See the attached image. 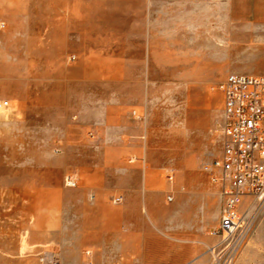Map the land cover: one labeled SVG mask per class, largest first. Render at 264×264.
I'll return each mask as SVG.
<instances>
[{
	"label": "rangeland",
	"instance_id": "374dc122",
	"mask_svg": "<svg viewBox=\"0 0 264 264\" xmlns=\"http://www.w3.org/2000/svg\"><path fill=\"white\" fill-rule=\"evenodd\" d=\"M253 35L226 0H0V264L14 225L44 264H213L181 244L218 241L203 166L223 147L220 82L264 74ZM233 264H264V206Z\"/></svg>",
	"mask_w": 264,
	"mask_h": 264
},
{
	"label": "built area",
	"instance_id": "2783aa9c",
	"mask_svg": "<svg viewBox=\"0 0 264 264\" xmlns=\"http://www.w3.org/2000/svg\"><path fill=\"white\" fill-rule=\"evenodd\" d=\"M219 88L223 95V147L203 170L217 189L223 208L212 231L218 241L209 251L213 264H233L264 206V74L231 73ZM9 105V100L0 98V108ZM166 176L174 179L173 172ZM77 184V176H67L66 185ZM167 200L173 201V195H167ZM251 204L257 208L248 219Z\"/></svg>",
	"mask_w": 264,
	"mask_h": 264
},
{
	"label": "crops",
	"instance_id": "0c3cea01",
	"mask_svg": "<svg viewBox=\"0 0 264 264\" xmlns=\"http://www.w3.org/2000/svg\"><path fill=\"white\" fill-rule=\"evenodd\" d=\"M227 14L230 22L235 25L250 24L264 26V0H226ZM253 40L264 44L263 35H253ZM264 60V59H263ZM263 74V73H258ZM80 187V186H75ZM76 206L80 204H75ZM82 206V205H81ZM61 217V216H60ZM14 216V223L23 222ZM29 222L24 220V222ZM65 222L63 217L59 222ZM112 221H115L112 219ZM65 228V227H64ZM65 233V231H64ZM64 240V238H62ZM179 243L177 242V246ZM181 247L187 258L191 257L196 250L204 251L209 245L206 241L194 240L181 244ZM53 261V260H51ZM10 264H44V259L35 255V241L33 230H26L14 225V260ZM62 264H66L64 260ZM188 264H190L188 262Z\"/></svg>",
	"mask_w": 264,
	"mask_h": 264
}]
</instances>
